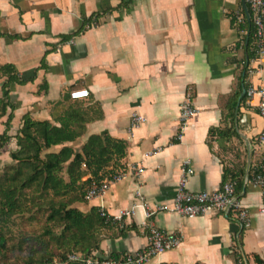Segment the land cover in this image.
Returning a JSON list of instances; mask_svg holds the SVG:
<instances>
[{"label": "crops", "instance_id": "1", "mask_svg": "<svg viewBox=\"0 0 264 264\" xmlns=\"http://www.w3.org/2000/svg\"><path fill=\"white\" fill-rule=\"evenodd\" d=\"M244 7L241 0H0V65H13L22 81L7 86L13 110L9 141L0 152L15 148L25 114L55 125L59 118H84V132L63 145L78 150L89 134L108 135L126 144L114 171L131 163L143 167L138 177L128 172L111 181L101 197L74 204L81 211L101 205L109 216L130 210L101 229L104 257L120 259L144 247L148 228L155 226L181 239L146 264H235L231 248L237 238L239 252L249 259L245 264H255L251 254L264 259L261 189L251 180L261 160L256 135L264 119L245 87L264 82V40L259 54L252 39L254 55L246 63V30L230 15ZM75 88H88L87 98L71 99ZM188 95L195 112L175 139L179 106ZM132 113L142 122L131 126ZM5 118L0 116V133ZM211 128L229 133L210 136ZM185 158L193 166L188 190H215L226 180L224 171L241 172L236 193L248 227L241 228L232 211L144 216L148 208L172 204Z\"/></svg>", "mask_w": 264, "mask_h": 264}, {"label": "trees", "instance_id": "2", "mask_svg": "<svg viewBox=\"0 0 264 264\" xmlns=\"http://www.w3.org/2000/svg\"><path fill=\"white\" fill-rule=\"evenodd\" d=\"M237 14L244 15L242 23H236ZM230 15L237 28L246 30L241 45L247 52V63L254 55V52L249 51H254L251 18L247 17L244 10ZM90 20L87 17L80 30ZM1 77L6 79L1 83L4 97L0 98V116L6 114V118L3 122L5 128L0 133V149L9 141L7 132L12 119L13 105L8 100L7 86L11 81L22 82L11 64L0 65ZM84 121V118H59V124L55 125L46 120L31 119L27 114L22 116V125L14 136L15 148L8 152L11 161L0 168V256L5 257L7 250L4 225L11 216L24 212L27 201H31L33 205L43 206L42 236L47 239L41 240L43 254L39 252L37 256L27 255L24 264H72L66 259L67 254L72 252L103 257L99 251V231L109 222L99 215L97 207L81 211L74 204L85 200L84 190L91 180H103L106 167H111L109 178L116 172L113 169L120 167L119 161L125 154L126 144L124 140L113 139L108 135L89 134L78 150L63 145L74 141L84 132ZM228 133L229 130L219 128L209 130L210 136H224ZM54 144L61 146L57 151L45 152ZM240 173L236 176L235 173L224 171V178L234 180L236 189L240 187ZM83 176L86 178L82 179ZM36 198L41 201H35ZM238 246L237 238L231 248L234 263L249 262L239 252ZM52 256H55L57 263L52 262ZM250 257L255 264H264V259L257 254H251Z\"/></svg>", "mask_w": 264, "mask_h": 264}, {"label": "built area", "instance_id": "3", "mask_svg": "<svg viewBox=\"0 0 264 264\" xmlns=\"http://www.w3.org/2000/svg\"><path fill=\"white\" fill-rule=\"evenodd\" d=\"M244 12L247 17L251 18L254 31L252 33L256 49L258 53H262V40H264V2L263 0H243ZM247 8V9H246ZM248 10L249 13L246 11ZM244 15L237 14L236 23H242ZM89 94L88 88H75L70 90L69 97L73 100L87 98ZM246 95L249 98H257L256 108L258 115L264 119V82L261 85H248L246 88ZM190 96L181 102L179 106V131L175 139H179L182 135L188 119L194 114L195 109L190 104ZM143 118L132 113L129 122L131 126L142 122ZM256 142L260 145L261 160L256 170L252 175V183L261 189V202L257 205V213L264 219V126L262 130L256 135ZM85 166V164H83ZM143 167L137 164H128L126 170H120L111 175L109 179L101 181L91 180L89 185L84 190V199L91 200L96 197H101L107 189L109 183L113 180L123 178L126 173L138 177L142 172ZM193 172V166L190 158H185L182 161V169L178 182L175 187V194L172 204L156 205L154 208H148L144 212L145 217H149L155 212H171L181 217L190 218L198 215H204L211 212H221L224 215L229 212H234L236 222L241 228L249 226L248 212L243 205L240 198L237 196L235 189V181L225 180L220 187L215 190H198L192 191L186 188V182L189 175ZM140 196V192L136 191ZM99 215L110 222H118L122 215H127L130 210H122L119 215L109 216L103 211V207H98ZM181 236L176 231H168L155 226L148 228L146 244L140 249L123 254L120 259L110 257L85 256L80 252H72L67 254L66 259L72 264H146L150 258L161 255L164 251L170 250L178 245Z\"/></svg>", "mask_w": 264, "mask_h": 264}, {"label": "rangeland", "instance_id": "4", "mask_svg": "<svg viewBox=\"0 0 264 264\" xmlns=\"http://www.w3.org/2000/svg\"><path fill=\"white\" fill-rule=\"evenodd\" d=\"M10 161L6 151L0 152V168ZM35 201L40 202L41 200L36 198ZM31 203V201H27L25 211L11 216L4 225L7 250L4 254L5 257L0 256V264H24L23 261L27 255L37 256L39 252L41 255L43 254L44 251H41L40 248L42 247L41 240L46 241L47 239L46 236H42L43 206ZM100 232L101 230L99 234ZM52 251L55 250L52 249ZM52 262L57 263L55 256H52Z\"/></svg>", "mask_w": 264, "mask_h": 264}, {"label": "water", "instance_id": "5", "mask_svg": "<svg viewBox=\"0 0 264 264\" xmlns=\"http://www.w3.org/2000/svg\"><path fill=\"white\" fill-rule=\"evenodd\" d=\"M241 3H242V5H244V2H243V0H241Z\"/></svg>", "mask_w": 264, "mask_h": 264}]
</instances>
